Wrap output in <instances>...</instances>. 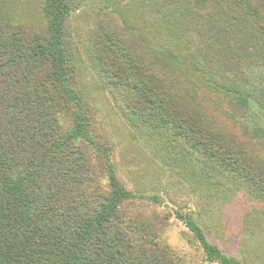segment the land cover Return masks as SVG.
<instances>
[{
	"label": "trees",
	"instance_id": "trees-1",
	"mask_svg": "<svg viewBox=\"0 0 264 264\" xmlns=\"http://www.w3.org/2000/svg\"><path fill=\"white\" fill-rule=\"evenodd\" d=\"M81 1L46 0V43L4 34L0 24V264H181L159 244L168 219L142 211L160 201L122 185L110 148L91 131L90 105L70 67L74 39L68 22ZM192 1L264 35L261 13L248 0ZM2 16L0 11V23ZM92 53L123 114L164 132L170 143L182 139L190 149L189 165L209 168L214 162L242 170L264 195V168L213 136L202 118L140 71L129 54L119 57L99 47ZM186 224L208 262L241 264L212 245L193 219Z\"/></svg>",
	"mask_w": 264,
	"mask_h": 264
},
{
	"label": "rangeland",
	"instance_id": "rangeland-1",
	"mask_svg": "<svg viewBox=\"0 0 264 264\" xmlns=\"http://www.w3.org/2000/svg\"><path fill=\"white\" fill-rule=\"evenodd\" d=\"M248 1L264 23V0ZM46 8V0H0L2 33L46 43ZM68 23L74 39L71 77L89 102L91 131L110 148L122 185L160 201L142 210L168 219L160 246L181 264H219L208 262L186 224L190 218L227 257L264 264V195L242 170L214 162L209 168L189 165L190 149L182 139L170 143L164 132L123 114L92 53L99 47L119 57L129 54L140 71L202 118L213 136L264 168V35L201 10L192 0H84Z\"/></svg>",
	"mask_w": 264,
	"mask_h": 264
}]
</instances>
